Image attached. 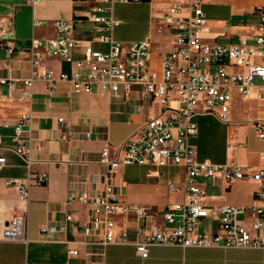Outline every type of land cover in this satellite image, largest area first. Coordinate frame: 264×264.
<instances>
[{"label": "crops", "instance_id": "obj_1", "mask_svg": "<svg viewBox=\"0 0 264 264\" xmlns=\"http://www.w3.org/2000/svg\"><path fill=\"white\" fill-rule=\"evenodd\" d=\"M173 1L113 4V14L120 20L112 30L113 38L124 44L150 39L149 65L158 71L164 55L176 48V29L166 27L160 18ZM98 4L100 0H46L32 6L25 0H0V157L6 158L0 164V230L13 214H24L28 237V241L0 238V264H264V248L159 244L150 247L146 258L137 252L136 243L143 234L131 208H148L153 219L165 227L166 208L186 199V193L178 188L185 183L183 166L124 165L115 176L108 177L109 168L101 162L105 147H109L111 158L122 154L117 146L161 113V104L148 97L142 86L134 85L130 92L111 93L100 88L74 92L68 81L58 78L63 72L71 73L75 66L61 56H48L42 49L58 80L51 89L45 80L35 77L28 89L25 79L32 76L31 42L33 38L55 36V20H75L74 58H82L88 44L96 49L108 48V43L100 40L97 24L87 18ZM262 5L264 0H205L207 22L202 39L207 43L239 44L246 36H254ZM35 19L45 23L34 26ZM260 83L257 80L245 94L232 90L228 121L205 112L204 103L197 106L199 114L194 120L198 132L191 143L198 161L237 164L252 170L264 167V140L255 128V123L264 119ZM169 105L182 104L172 98ZM23 114L31 116L24 127L25 137L30 138V167L14 150L18 146L15 127ZM30 170L34 175L46 173L47 180L31 185L28 196L22 198L8 180L25 179ZM108 183L130 207L128 212L111 215L117 227L128 233L124 244L102 242V229L93 223L97 215L93 204L69 200L84 190L93 194ZM200 186L204 203L210 206L257 203L259 185L252 179L228 183L217 174L202 178ZM68 214L74 216L73 222L67 221ZM251 222L247 214L246 223ZM44 223L58 226L57 232L46 239L40 233ZM218 228L217 220L205 219L198 223L197 232L212 234ZM71 249L79 253L70 255Z\"/></svg>", "mask_w": 264, "mask_h": 264}, {"label": "built area", "instance_id": "obj_2", "mask_svg": "<svg viewBox=\"0 0 264 264\" xmlns=\"http://www.w3.org/2000/svg\"><path fill=\"white\" fill-rule=\"evenodd\" d=\"M25 1L35 6L46 0ZM117 1L140 0H100V4L87 15L101 31L100 40L108 43L106 50L88 44L83 57L74 58L73 51L77 45L73 36L75 20L57 19L54 21L55 36L33 38L31 42L32 76L25 79V84L31 89L34 78L41 77L51 89L59 79L68 81L74 92H91L100 88L111 93L121 90L130 92L134 85H140L148 97L161 104L159 115L148 119L117 146L122 154L111 158L109 147H105L101 158V162L109 168L108 177L115 176L122 166L132 164L176 165L186 170L185 183L178 187L186 193V199L166 208L163 214L165 227L153 219L148 208H131L138 216L139 231L143 234V239L136 243V250L142 257H148L150 247L159 244L264 248V167L252 170L237 164L217 165L210 160L198 161L191 143V138L198 132L194 118L199 114L197 106L200 103L205 104V112L228 121L233 89L245 94L260 80L259 86L264 91V5L258 8V32L254 36H246L239 44H225L219 41L207 43L201 37L207 22L205 0H174L160 18L166 27L176 29V48L164 55L162 69L158 71L149 65L150 39L124 44L113 38L112 30L120 24L113 14V4ZM44 23L37 19L33 22L34 26ZM42 49L47 50L48 56L58 55L71 62L75 69L71 73H61L57 79ZM8 50L10 53L13 51L12 47ZM41 67L43 71L39 72ZM2 81L5 79L2 78ZM172 98L180 101L181 107H171L169 101ZM30 121L31 116L23 114L17 122L18 146L14 149L29 167L32 162L28 147L30 138L25 137L24 127ZM255 128L264 140V119L257 121ZM5 162L6 158L0 157V164ZM217 174H222L228 183L238 179L256 181L259 185L255 193L257 203L252 206L205 204L201 180ZM46 180V173L34 175L30 170L25 179L11 178L8 182L16 186L22 198H26L31 185L44 184ZM76 199L93 204L97 213L93 223L96 228L102 229V242H127V231L119 229L111 215L128 212L130 207L118 198L111 183L93 194L84 190L77 197H69L71 201ZM247 214L252 218L251 225L246 223ZM66 219L68 222L75 220L71 214ZM205 219L217 220L218 232L198 233L197 225ZM26 225L24 214H13L0 230V238L28 241ZM57 230L58 226L51 223L40 225V233L45 239ZM78 253L76 249L69 250L70 255Z\"/></svg>", "mask_w": 264, "mask_h": 264}]
</instances>
